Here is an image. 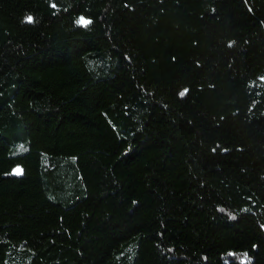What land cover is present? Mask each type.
I'll return each mask as SVG.
<instances>
[{
    "label": "trees",
    "instance_id": "obj_1",
    "mask_svg": "<svg viewBox=\"0 0 264 264\" xmlns=\"http://www.w3.org/2000/svg\"><path fill=\"white\" fill-rule=\"evenodd\" d=\"M0 264H264V0H0Z\"/></svg>",
    "mask_w": 264,
    "mask_h": 264
},
{
    "label": "snow or ice",
    "instance_id": "obj_2",
    "mask_svg": "<svg viewBox=\"0 0 264 264\" xmlns=\"http://www.w3.org/2000/svg\"><path fill=\"white\" fill-rule=\"evenodd\" d=\"M32 20H33V18L31 16L26 17V21L27 22H32ZM78 23H80L82 26H86L87 21L84 18H81L80 21H78ZM15 174L16 175H20L21 174L20 170L17 169L16 172H15ZM245 258H247L246 254H245Z\"/></svg>",
    "mask_w": 264,
    "mask_h": 264
}]
</instances>
